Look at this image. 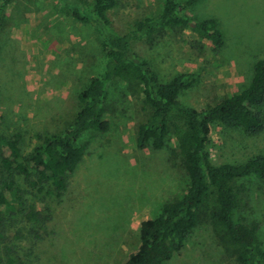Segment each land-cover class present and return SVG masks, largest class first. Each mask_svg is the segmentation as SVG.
<instances>
[{
	"label": "rangeland",
	"instance_id": "374dc122",
	"mask_svg": "<svg viewBox=\"0 0 264 264\" xmlns=\"http://www.w3.org/2000/svg\"><path fill=\"white\" fill-rule=\"evenodd\" d=\"M92 1V0H90ZM187 0H176L183 3ZM164 0H118L111 13L117 34L157 15ZM194 22L215 19L225 46L190 30L170 29L152 46L136 44L139 55L168 83L194 73V87L180 101L208 109L246 88L264 59V0H200L189 12ZM104 56L94 25L81 24L60 0H13L0 31V139L19 137L24 156L41 137L63 131L80 110L78 95L101 75ZM110 130L89 132L87 155L66 177L63 196L50 182L41 190L23 173L7 171L9 151L0 143V186L14 181L13 213H0V264H125L139 247L140 224L184 195L189 179L177 142L162 150H139L137 133L150 111L140 93L118 81L109 87ZM264 117V105H263ZM209 151L215 165H242L264 157V133L247 136L215 125ZM249 204L241 219L261 224L264 244V180L247 178ZM37 215V221L27 217ZM167 264H237L228 260L210 224L201 222L180 254Z\"/></svg>",
	"mask_w": 264,
	"mask_h": 264
},
{
	"label": "trees",
	"instance_id": "16d2710c",
	"mask_svg": "<svg viewBox=\"0 0 264 264\" xmlns=\"http://www.w3.org/2000/svg\"><path fill=\"white\" fill-rule=\"evenodd\" d=\"M200 0H164L161 11L135 22L124 34L115 32L111 13L118 0H60L81 24L94 25L104 56L101 75L91 80L78 95L80 110L59 133L41 137V144L28 156L19 147V137L0 139L9 151L3 159L7 171L23 173L27 183L43 190L47 182L55 191L47 194L63 196L66 177L72 175L87 155L89 132L100 134L110 130L109 87L121 81L135 88L150 111L139 127V150H162L167 139L176 140L189 186L184 195L165 203L159 215L145 220L139 228V247L125 264H167L180 254L193 230L201 223L210 224L213 234L228 260L237 264H264V244L259 237L261 224L245 223L241 211L249 204L248 185L243 180H264V157L242 165H215L209 151L211 130L219 125L226 130H240L247 136L264 133V59L259 60L249 85L216 105L196 110L181 101L183 92L194 87L197 75L182 74L162 83L157 73L136 49L144 42L152 46L167 30H190L212 42L217 50L225 46L224 35L215 19L194 22L189 12ZM13 0H0V31ZM18 196L15 182L0 186V213H13L14 202L6 197ZM37 221V215L27 217Z\"/></svg>",
	"mask_w": 264,
	"mask_h": 264
}]
</instances>
